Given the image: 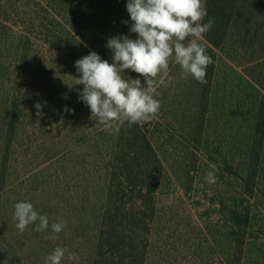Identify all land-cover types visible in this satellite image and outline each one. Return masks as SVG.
<instances>
[{"label": "rangeland", "instance_id": "obj_1", "mask_svg": "<svg viewBox=\"0 0 264 264\" xmlns=\"http://www.w3.org/2000/svg\"><path fill=\"white\" fill-rule=\"evenodd\" d=\"M126 2L0 0V264H44L57 246L79 256L62 264H264V0H237L223 39H203L206 84L170 66L139 124L151 150L139 128L90 120L74 85L76 60L111 62L110 37L136 38ZM22 201L67 227L20 234Z\"/></svg>", "mask_w": 264, "mask_h": 264}, {"label": "clouds", "instance_id": "obj_2", "mask_svg": "<svg viewBox=\"0 0 264 264\" xmlns=\"http://www.w3.org/2000/svg\"><path fill=\"white\" fill-rule=\"evenodd\" d=\"M126 10L130 16L129 35H114L107 40L111 50V62L95 51L76 60L77 75L74 85H83L79 100L89 109L90 120L102 126V130L118 134L121 127L150 122L158 114L161 102L158 89L167 86L170 66L180 68L181 77H189L206 84L207 69L214 61L207 54L202 41L213 26L208 19L204 0H127ZM131 70L143 77L125 75ZM36 115L43 117V105L35 103ZM65 111H69L65 108ZM204 179L209 185L217 182L216 166L209 165ZM13 220L20 234L29 225L35 231L52 235L45 239H56L67 227V221L58 217L51 224L46 215L38 213L29 201L14 204ZM78 261L75 252L57 246L43 258L44 264H62L65 259Z\"/></svg>", "mask_w": 264, "mask_h": 264}, {"label": "trees", "instance_id": "obj_3", "mask_svg": "<svg viewBox=\"0 0 264 264\" xmlns=\"http://www.w3.org/2000/svg\"><path fill=\"white\" fill-rule=\"evenodd\" d=\"M236 2L237 0H204L208 15L203 22H207L208 19L214 22L213 26L204 37L210 44L216 45L218 43L217 39H223L221 38L222 31L220 30L221 26H223L222 23H224L223 21L226 19H230V15L227 13L230 11V14H233L231 9L234 8ZM133 126L139 128L138 131L143 137V142L146 144L144 146L151 150L147 137L140 130L141 126L139 124Z\"/></svg>", "mask_w": 264, "mask_h": 264}]
</instances>
